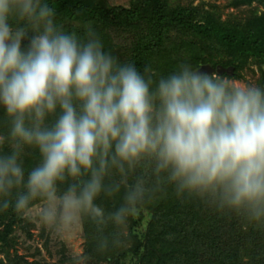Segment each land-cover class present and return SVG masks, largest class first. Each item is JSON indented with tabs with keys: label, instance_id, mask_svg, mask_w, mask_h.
<instances>
[{
	"label": "clouds",
	"instance_id": "9594fccd",
	"mask_svg": "<svg viewBox=\"0 0 264 264\" xmlns=\"http://www.w3.org/2000/svg\"><path fill=\"white\" fill-rule=\"evenodd\" d=\"M202 68L141 71L106 49L90 24L82 34L65 30L45 0H0L2 208L23 213L42 200L45 223L70 224L81 213L103 222L94 201L109 169L123 176L126 165L147 161L151 175L111 214L118 226L169 185L177 197L264 227V87ZM26 146L41 157L27 175Z\"/></svg>",
	"mask_w": 264,
	"mask_h": 264
},
{
	"label": "trees",
	"instance_id": "16d2710c",
	"mask_svg": "<svg viewBox=\"0 0 264 264\" xmlns=\"http://www.w3.org/2000/svg\"><path fill=\"white\" fill-rule=\"evenodd\" d=\"M237 1L248 6L258 3L264 9V0ZM45 2L54 8L56 21L90 24L99 35L102 34L97 29L131 36V55L125 61L135 62L141 71L146 64L160 75L175 69L179 60L174 44L170 46L174 34L186 38L180 42L187 47L186 52H191L194 67H234L233 75L222 74L228 78H238L249 60L264 59V12L241 26L202 15L196 8H171L164 0H142L131 8H107L93 0ZM104 44L106 49L111 48L105 41ZM53 121L54 117H49L46 123ZM0 127L7 131L8 121L0 122ZM34 156L41 160L37 149ZM125 169L123 176L116 168L109 169L94 201L104 210V221L81 213L87 260L97 259L100 264H264V227L245 226L241 219L220 214L199 200L177 197L169 185H161L145 202L141 214L129 222L125 235L124 226H118L111 214L124 205L126 191L138 179L151 175L147 161H141L133 170L127 165ZM71 183L72 179L67 178L58 186L59 191ZM148 187L157 188L154 179ZM12 198L15 196L9 199ZM145 221L147 229L140 231ZM7 232L0 233V241H5Z\"/></svg>",
	"mask_w": 264,
	"mask_h": 264
},
{
	"label": "rangeland",
	"instance_id": "374dc122",
	"mask_svg": "<svg viewBox=\"0 0 264 264\" xmlns=\"http://www.w3.org/2000/svg\"><path fill=\"white\" fill-rule=\"evenodd\" d=\"M107 8L126 7L131 8L142 0H93ZM171 8L186 7L196 8L202 15L215 16L221 22L246 26L252 23L256 14L262 15L264 9L254 3L251 6L241 5L237 0H164ZM63 25L67 31H75L78 34L85 30L89 24L78 22L56 21ZM105 41L125 61L130 58L132 37L120 31H104L97 29ZM186 39L181 35L170 37V46L174 44L173 51L180 63L193 64L191 52L187 51L182 42ZM188 39V38H187ZM191 39V38H190ZM177 64V65H178ZM193 66V65H192ZM194 67V66H193ZM264 59L258 58L249 60L239 72L238 78H231L238 81L255 83L263 87ZM4 117V119L2 118ZM7 118L0 113V122H6ZM6 133L7 131L1 130ZM8 149V145L3 146ZM35 147H25L21 154V163L25 170H31L41 160L34 156ZM14 204V198L11 199ZM44 201L38 200L30 205V208L23 213H17L14 206L10 205L7 210L1 206L0 210V233L8 231L5 241H0V264H100L97 259L87 260L86 257V236L82 214L79 219L70 224L61 221L53 224L45 223L40 216V208ZM149 219V217H147ZM147 219V221H148ZM147 221L140 227V231L147 229ZM10 227V230H6ZM129 223L124 226L125 235H128ZM128 248V242L126 243ZM129 260V259H128ZM130 262V261H129ZM128 264H132L129 263Z\"/></svg>",
	"mask_w": 264,
	"mask_h": 264
},
{
	"label": "water",
	"instance_id": "95a60500",
	"mask_svg": "<svg viewBox=\"0 0 264 264\" xmlns=\"http://www.w3.org/2000/svg\"><path fill=\"white\" fill-rule=\"evenodd\" d=\"M202 70L205 71H215L219 74H229V75H233L234 74V67H229V68H224L222 66H218L217 68H213L210 65H205L203 66Z\"/></svg>",
	"mask_w": 264,
	"mask_h": 264
}]
</instances>
